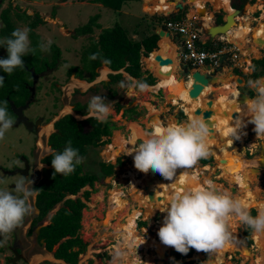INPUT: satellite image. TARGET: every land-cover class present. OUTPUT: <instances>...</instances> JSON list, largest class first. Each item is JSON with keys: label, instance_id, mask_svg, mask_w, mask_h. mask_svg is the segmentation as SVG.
Returning <instances> with one entry per match:
<instances>
[{"label": "rangeland", "instance_id": "1", "mask_svg": "<svg viewBox=\"0 0 264 264\" xmlns=\"http://www.w3.org/2000/svg\"><path fill=\"white\" fill-rule=\"evenodd\" d=\"M73 1H74L73 3H68L67 1H63V0H0V28L3 26V22L1 19V10L3 8L8 7L10 4L15 6L16 8H21L22 10L28 9L27 12L30 11L29 13L31 15L39 11L44 16H48L46 22L39 24L35 28L36 33L40 36V40L37 42V45H39L41 41L45 43L49 39L52 41V44L48 51H41L42 54H41L40 64L42 65H40V68L42 69L45 68L46 66H50L55 69L53 72H50V75L48 77H44L42 79L41 81L42 85L40 86V89L36 94V100L31 106L32 117L42 116L45 119L44 122H47L51 119L47 124H43L41 126L40 128L41 133L43 130H47L48 132H51L53 123L57 118L61 117L63 114H65V112H69V111L73 112L70 103L76 102V100L78 99L83 100V103L87 101L89 103V101L96 96L102 97L103 102L107 104L111 110L109 114V118L106 121H104L105 124L109 122L117 125V127L111 128L112 138H107L111 140L109 144L105 143L97 147L96 146L92 147L93 145H91L90 146L91 148L88 149L89 155L82 157V159L85 162L89 163L84 165L83 173L94 171L95 173L97 172L100 174L99 165L97 164L101 160L106 162H111L114 164L116 163V161L122 160L124 163L123 165H119V163L116 164L115 173L109 177H106L103 183L100 182L95 183L93 189L90 186H86L77 194V196H82L83 192L86 189L93 190L89 198L88 207L87 209L83 210L82 227L80 232H81V237L87 243V247L86 250L82 254H80L78 264H113V258H111V256L110 257L107 256H108V252L112 253L113 256L114 250L116 249L114 245L118 246V244L122 247L124 251L128 253L127 259L126 261H124L125 264H130L129 261L133 259L134 255H137V259L136 258L135 259L138 260L140 264H148V263L189 264L188 262H190L191 259L194 261V264H213L212 263L213 261H215L214 264H216L217 261L216 258L219 253L217 255L216 254L209 255L206 252L197 251L194 248H192L193 250L192 254L188 255V253L187 254L179 253L173 247L168 246L166 248L167 258L163 259L161 257L162 253L158 251V245H159L158 243L161 242L158 236V231L159 228L164 223V217L167 215L165 211H161V210L165 209L166 207L158 205L159 200H157V196H155V199L153 200L156 201L155 209L146 208L144 205H142L144 201L139 202V200H137V195H139L142 192L141 188H143L144 186L139 185V188L135 190L132 180L127 177L129 175L128 170L131 169L130 165L133 164L128 152L129 151L128 147L122 150L124 152L122 154L120 147L117 146V148H119V155L121 154L122 156L114 155L116 158L112 160L109 157H107L108 155L106 153V151L109 149L108 148L109 145L113 144L114 138L118 133H122L123 134L122 136H125V138H130L131 134H133L134 131L132 132V130L130 129L128 125L129 122L136 121L138 123H141L142 127L146 128L148 132L153 130L152 125L150 124L152 121L151 122L147 121L148 120L147 116L148 114L152 113V109H153L152 106H150L151 105L150 103L156 106L159 110H162L163 113L162 120L165 123L171 116L172 117L175 116V118L176 117L181 118V111L179 112V110L181 109H179L178 105H173L170 102L169 100L170 96L166 91L150 90L147 92L144 88V90L137 91V93L134 94V96L132 97V100L135 98L137 100H142V102L137 103L138 104L137 110L140 113L137 115V118L135 120H132L131 117L133 114L128 110L123 115V110H121L119 106L121 104L126 106L129 105L130 107H133V105H131V101L129 102L125 101V98L127 96L126 92L128 87L132 85L135 86V83L137 81L130 78V76L125 75L127 80L131 79V82L126 81L124 83L122 82L119 83L118 84L119 94L114 98H108L107 97L108 90L105 88V85L103 83V81L105 80L107 81L110 80L109 79L110 77L108 76L110 74L109 71L107 70L106 74L104 72L106 69L105 67L107 66L103 67V69L102 68L100 69V67L97 68L98 75L92 81H88L91 78L89 73H91L93 66L91 62L89 61L86 62L87 60L86 61L83 60V53L86 50L89 49L91 58L92 55L97 52L95 50L96 48L100 50L99 46L102 45V40L101 39L99 40V45L97 43L98 39L100 38V34L107 28H111L115 26V24L119 23L120 25H122L127 30V32L135 39H137L135 35H138L139 38H145L146 35L153 34L154 32H152L153 30L151 28L155 25L161 26L162 24H160V21L156 20L154 15L151 16L153 12H150L149 15V14H145V12L142 11L141 0L137 2L134 1L127 2L123 6L122 10H114L110 7L98 3H94L89 0L87 3H80V0H73ZM164 1L165 0H155V2L154 1L151 2L154 3L153 8H155V10L163 12L167 9L166 7H168L166 4H164ZM261 3L263 5L264 0H262ZM192 4L195 5L194 3ZM248 5L246 7L247 10L246 13H248L249 10ZM208 6L210 8L209 11L210 12L214 11L215 16H214V22L208 21L210 20V16L208 17L205 15L203 17V19L205 20L204 24L206 28H208V22H210L209 24L211 26L214 25L219 20L220 17L222 20H224L227 13V11L225 12L224 9H222V11L219 12L220 8H224L221 2L219 3V5H215V8L217 10L214 9V4L212 5L211 2H208ZM190 8H192V6ZM249 11L254 12L255 11L254 6L253 7L251 6ZM53 13H57V17L54 16ZM12 15L18 28L29 29L26 23H24L23 21L19 20L16 17V12L13 9H12ZM257 15L259 16V13H257L256 16ZM96 16H99L97 23H101L103 29L98 26H95V20L92 19ZM61 18L64 20V22L61 20ZM65 20L67 21V25L65 24ZM241 20H243L242 22H244L243 16ZM242 22L239 20L238 24ZM251 22H252V27L255 28L252 29V31L254 30V35L255 34L259 35L260 38L264 39V20L262 19L261 21H256V20L254 21V19H252ZM87 26L92 27L93 29H95L96 32H93L88 36L81 34L75 36L74 34L71 33L72 31L73 32L77 31V29L82 30L84 27ZM247 27H251V26L247 25ZM95 35L98 37V38L96 37L97 40L95 38ZM181 38L183 39L184 37L181 35ZM29 39L32 46L31 36H29ZM237 41L239 43L241 42L239 48L242 49L244 54L248 52L247 48L252 45H255L256 48L260 49L258 47L260 44L256 41L254 42L252 41L250 42V44L248 42H245L243 39H239V40L237 39ZM0 42L3 44L4 40L1 39ZM93 43H95L96 45L92 47L91 44ZM56 46L59 48V54L61 52L60 54L61 56L57 58V60H55V53H54L56 52ZM262 48H264V44L262 45ZM4 52H5V48L0 46V57L4 54ZM261 52L264 53V49H261ZM97 53H99L100 55V52ZM250 53L251 54L249 55V57L244 59V61H247V64H250L253 58H257L260 56V53L259 54L252 52ZM54 60L57 66L55 65L53 66ZM102 60L103 59H101V62ZM242 61H243L242 59H239L237 62L230 60L229 65L232 63H234L235 65L233 64L234 65L233 67L227 66L225 68H237L240 66L241 63H243ZM148 62L150 66L152 62V64L154 65L152 69H154L158 74H160L159 73L160 70L157 69L158 66L157 64L153 63L152 58L149 59ZM75 64L76 65L78 64L81 67V69L77 71L76 74H73L76 68L77 69L80 68V67L78 68V66H75ZM71 68L74 69H72L71 71ZM224 73L225 72H223V74ZM145 75L148 76V73ZM152 75H154V73H152ZM79 76L83 77L84 79L80 78ZM85 78H87L88 80H86ZM53 81L57 82L60 85V90H55L53 88L49 89L48 82H53ZM32 82L35 84V80ZM164 86L166 85L164 84ZM166 87H168V85ZM214 87L216 88V85H214ZM93 88H98L99 89L98 92L94 91ZM237 93L239 96L240 91L238 90ZM206 94L207 93H204L203 95ZM255 94L256 93L254 90L251 96L254 97ZM217 95H219V91L213 93V97ZM173 98H175V96H173ZM7 99H9V96L7 97ZM118 99L121 102L117 101ZM146 102L149 103L146 104ZM147 105L150 108V112H148ZM215 106L216 108H219V104L215 103ZM10 107L12 109L11 102H10ZM87 108H88L87 106L82 107L83 114L85 113L84 115L77 114V118L79 121L83 119L82 117L86 115ZM186 111L188 112V114H191V112L188 109H186ZM117 112H120V114L117 115ZM233 113L234 110L233 112L227 114L233 115ZM134 116L136 115L134 114ZM152 120L154 121V123H156L157 122L156 120L158 119L157 117L154 118L153 116ZM184 120L186 119L184 118ZM64 123L61 122L58 124V126L61 129L65 126H68L65 125ZM224 125L226 129L230 130V121L228 119L225 120ZM77 129L79 130V128ZM253 129H254V124H252V128L245 129L246 131H248L247 134H249L248 141L249 140L255 141L256 143L254 145L252 144L251 145L252 147H248L247 140L243 145H241L240 143L238 144L236 142H235L236 144L235 143L233 144V140H232L233 136L231 137L230 141H228L229 143L228 142L226 143V141L223 140L225 143L221 141L217 145L215 144L214 150L215 152H218L219 155L217 158H219L221 162L222 159H226V161L222 162V164H218L216 159L204 158V159H209L208 164L210 165V167L208 170L203 169L204 167H200V166L198 167V165H206V164H202L203 162L201 161V159L196 163L197 165L195 164L191 168L177 169L176 176L173 178V180H168L164 178L166 181H168V183L174 184L176 186L175 188L176 190L173 188L171 190L178 191L179 189L182 188V186L183 187L188 186L189 188L191 185L190 182L191 177L188 174H191L192 172H194V170L199 168L200 174H202L201 179L202 178L204 179V176L211 177V179L214 180L217 184L219 183L218 185L216 184L218 189L222 191L223 190L230 191L234 196L239 197L247 205L250 214L253 217H255L258 214V211L261 208H264V170L260 174L259 172H257V170H255L256 168L263 169V167L261 166L262 165L261 162L263 161L261 159L264 158V136L258 138L257 134ZM239 136L241 135L239 134ZM32 138L33 136L27 128H25L24 126H17V127H11L6 132L4 139L0 140V189H7L8 191H14L15 188L14 185L16 181L21 179H23L25 181V184L29 187L30 183H32L38 177L37 170L32 175L29 174L28 176H22L21 174L9 175L5 173V170H14L16 169V167L22 166L21 159L18 156L20 153L27 152L29 154L28 151L30 150L31 147V142L33 140ZM140 140L141 139H139L137 143H139ZM237 140H239V138ZM40 144H42V141H40ZM234 149H238L239 152H241L246 159L251 160L250 163L245 164L244 167L247 168L248 171L246 170L242 177H240V174H238L239 172L236 170L235 166L226 164V162L229 161V157H232V155L236 153V150ZM225 165L226 166L229 165L228 169L230 171L228 172L226 170L217 173V171L220 170V168L223 169ZM42 167L43 165L39 166V168ZM204 172L207 174H205ZM182 173H187V174H185L186 178L182 180L180 185V183L176 181L177 178H179ZM141 176L143 175L140 174L139 172L138 179L140 178L143 179ZM234 177H236V180L239 182V184L233 182ZM59 178H62V176L60 175ZM52 179L54 178H49L50 182L54 184V180ZM115 180L119 182L120 181L125 182V184L123 185L125 186V188H122V186H117V185L113 186L112 183ZM128 180H130V183L128 182ZM45 183L46 182H43V184ZM248 185L252 188L251 191L252 194L248 189ZM123 189L125 190L127 196L121 194V191H123ZM155 189L156 188L154 189L152 188L151 191L155 192L156 191ZM116 191L118 193L120 192V197L123 198L124 203L127 204V206L123 204L124 207L122 208L121 211L118 212L115 207L118 201V198L115 199V193H117ZM182 191L184 190H181V192ZM72 198H76V196H73ZM255 204L258 205L255 207L254 206ZM59 206L60 204L57 205L56 209ZM135 209H140L141 212L137 216L136 218L137 222L135 224V228H138L139 230L138 234L140 235V237L141 236L143 237V238L141 237L142 240L138 243L134 239L130 238L128 233L123 232L125 228L121 226L122 224H127L126 221L130 215V212H133V210ZM146 209H148L149 212L148 210L146 211ZM54 210L49 213V215L44 219L43 223L47 224L48 222H50V217L51 214H53ZM145 212H148V214L146 215L147 217L144 216ZM232 219H233L234 228L233 230L230 229V232L232 233V239L236 243L237 247L236 250L234 249L235 251L233 253L231 251L233 247H231V249L226 251L225 255H227L228 253H232V259L228 258L225 264H258V259L264 254V232L257 233L253 236V232H254L253 231L251 236L252 242L246 241L243 238V233L248 227L242 224L237 218L233 217ZM28 226L29 223L20 225L18 233L20 240L23 241V243H25L24 253H26L28 257L29 264H47L43 261L56 263L57 261L54 259L53 255L51 253L46 252L44 247L43 248L38 247L36 249L33 248V244H31V241H33V238L35 236L34 235L26 236V231L28 229ZM10 242L11 239L7 238V240L5 241L3 237H0V264H12L8 262V260L6 259L7 256H10L11 252L9 250H5V245ZM58 245L59 244H57L54 247L55 250L58 248ZM241 246H245L247 249H249L251 253L250 254L242 253L240 251ZM212 256L213 259H211ZM185 258L189 260L186 262ZM138 261H136V264ZM20 264L23 263L20 262Z\"/></svg>", "mask_w": 264, "mask_h": 264}, {"label": "clouds", "instance_id": "2", "mask_svg": "<svg viewBox=\"0 0 264 264\" xmlns=\"http://www.w3.org/2000/svg\"><path fill=\"white\" fill-rule=\"evenodd\" d=\"M230 3L232 5V0ZM148 4L152 5V2L149 1ZM191 6L194 8L193 4L187 2L183 5V9L186 10V8H190ZM206 6L209 11L208 2H206ZM233 8L236 9L235 7ZM222 9L224 8H220L219 12ZM224 11L226 12L225 9ZM152 15L162 24L161 26L155 25L151 28L152 32L158 35L160 29L167 30L165 23L169 17L173 16L172 18H176L173 14L165 16V13L159 11H155ZM198 15L200 16L199 12L195 14V16ZM160 17H163L164 20H161ZM199 22L201 26L205 25L203 18ZM222 22L217 21L215 24ZM203 26L205 34L209 35ZM29 32L30 29L28 28H16L11 32L10 36L4 38L3 46L6 47L8 56L7 58L0 59V69L3 72L12 74L16 68H23L25 61L22 57L29 53H35V49L31 47ZM130 37L134 38L131 35ZM137 39L141 38H138L137 35ZM51 44L52 41L49 39L46 43L41 41L38 47L41 51H48ZM149 55L150 51L146 52L143 50L142 58L143 56L147 58ZM141 64L143 68L142 59ZM147 70L150 72L149 68ZM150 73L152 74L153 72ZM4 79V76H0V86L3 85ZM248 84L250 88L255 90L256 94L254 97L246 100L242 115L247 116L248 122L254 124L253 130L259 138L264 136V82L256 80L249 81ZM162 90L160 88L158 91ZM9 101L11 102L10 98ZM120 106L122 107L123 105ZM110 111L109 106L103 102V98L96 96L89 101L86 115L82 118L104 122L109 118ZM13 124L14 119L8 113L6 102L0 103V140L4 139L6 132ZM243 124L242 119L236 120V127L232 132L235 139L239 138L238 129ZM211 133L212 129L205 119L198 115L191 116L182 124L154 126L152 131L144 134L139 143H136V138L134 137L132 141V145L134 146L133 151L129 154L135 153L133 157L134 166L139 171L147 173L151 170L168 180H173L177 169L191 168L201 158H207L210 155L209 137ZM50 154L52 155L51 163L55 170L54 175L62 174L63 176H67L71 174L75 170L76 165L80 164L82 160L79 156V150L71 146V141L68 142L62 151H50ZM37 194V189L28 187L23 179L16 181L14 191L0 189V237H3L5 241L9 234L23 223L25 216L33 211L30 198H35ZM81 198L87 203V206L84 208L87 209L89 200H86L83 195ZM161 211H165L167 215L164 217V223L158 231L160 241L182 254H187L191 248L206 252L209 255L218 254L223 251L232 241L229 225L233 217L256 233L264 232V208H261L258 214L253 217L247 205L239 197L234 196L230 191L218 189L211 180L205 181L204 186L193 187L183 192H175L167 207ZM127 255L128 253L118 244L113 253V264H118V262L119 264H124ZM60 263L62 264V262Z\"/></svg>", "mask_w": 264, "mask_h": 264}, {"label": "trees", "instance_id": "3", "mask_svg": "<svg viewBox=\"0 0 264 264\" xmlns=\"http://www.w3.org/2000/svg\"><path fill=\"white\" fill-rule=\"evenodd\" d=\"M67 1V0H63ZM83 1V0H80ZM94 3H99L104 6L110 7L114 10H121L123 6L129 1H139V0H89ZM155 0H152V2ZM253 0L252 3H254ZM232 5L235 8H243L242 0H233ZM12 9L16 12V17L26 23L30 29L29 36L32 38V48L35 49V53H29L28 55L22 57L25 61L23 68H16L12 74H7L0 69V76H4V83L0 86V103L6 102L8 113L13 116L14 113L10 107V101L7 99L14 100L16 104L23 103L25 99L29 95V91L26 87V83L28 82V77L31 76V71L29 70L31 67H34L36 71L41 70L39 67L41 63V50L37 45V42L40 40V36L36 33L35 28L39 24L46 22L48 16H44L41 12H36L31 15L27 10H22L21 8H16L12 4L8 7L3 8L1 10V19L3 22V26L0 28V40L5 37L10 36L11 32L18 28L15 23L12 15ZM166 15L173 14L176 18L191 16V13H184L182 9L175 8L173 11L165 12ZM54 16H57V13H53ZM173 17V16H172ZM99 16L94 17L92 20H95V26L101 27L100 23H97ZM161 20H164L163 17H160ZM222 22L221 17L218 20ZM94 29L90 26L84 27L80 30V33L85 35L86 33H93ZM99 40L97 43L99 44ZM102 45L101 49H95L99 53H94L92 58L89 53V49L83 53V60L86 62H91L93 68L91 70L90 76L91 78L88 81H92L98 74L97 68L102 65L101 59L107 61V65L114 70H119L121 68H125V71L128 72L131 76L142 79L147 84H155L156 77L148 72L143 71L141 59L143 50L146 52H152L155 49H159L163 46L162 38L157 34L153 33L147 35L145 38L135 39L130 38L127 30L118 24L111 27L109 30H104L101 33ZM172 46L178 50V42L173 39L171 42ZM92 47L96 45L95 43L91 44ZM0 46L5 48L4 54L0 57V59L7 58L8 53L7 49L0 42ZM222 43H220V48ZM206 47L213 48L212 41H210ZM104 52V54L101 53ZM55 60L59 58L61 52L59 54V48L56 46ZM147 55V53H146ZM90 56V57H89ZM94 57V58H93ZM90 58V59H89ZM53 62V66H57L56 62ZM153 61V59H152ZM154 63V61H153ZM50 64V63H49ZM151 65L152 62H151ZM154 66V65H153ZM251 68L253 72L249 75L248 81H256L261 77H264V56L261 58H253ZM74 68H71V71ZM84 72V71H83ZM148 73L147 77H144V74ZM241 73L240 71L236 72L239 84H243V79L238 75ZM79 74V73H78ZM93 76V77H92ZM110 81L105 84V88L108 90L107 97L114 98L119 94L118 83H124L126 81L131 82V79H126V76L122 72L118 73H110L109 74ZM84 79L83 77H80ZM94 91H98V88H93ZM131 94V89L127 91V96ZM19 98V99H18ZM121 108V106H119ZM191 113V107L187 108ZM133 115L131 117L132 120L137 118V115L140 113L137 110V107L129 110ZM181 111V118H185L183 110ZM188 113V112H187ZM120 112H117L119 115ZM134 114L136 116H134ZM72 124L73 123V120ZM81 130L79 131L75 126V131L78 132L77 136L73 137L72 147L79 150V156H88V149L91 148V145L100 146L105 143H109V140H103L104 135L112 134V127H117L116 124L107 123L105 127L102 126V122H99L95 119H86L85 121L80 122ZM86 124V126H85ZM212 159H216L214 155L211 157ZM203 164H208L209 159H203ZM123 165V161L119 160L115 164L106 161H99L97 165H99L100 174L93 172H85L83 173V167L85 164L82 162L76 165L75 170L67 175L59 178L57 175L56 180H54V184L48 185L49 188H54V192H48L45 194L48 202L42 206L43 214H46L54 205L63 199L67 194H77L81 191L82 188L89 185L91 188H94V185L97 181L104 182V179L108 176H111L115 173L116 164ZM45 184H41V186ZM56 185V186H55ZM93 190H85L83 196L86 200H89ZM44 193H46L44 191ZM66 206L62 207L58 210L53 218V223L46 225L42 229L41 237L45 238L47 243V249L49 251L54 250V247L59 244L58 249L56 250V257L65 260L70 264H78V260L80 254L86 250L87 243L81 237V227H82V216L83 209L87 206V203L81 198L77 197L74 199H67ZM147 214H144L145 217ZM146 222V221H144ZM143 222V223H144ZM252 232L253 230L247 228L243 233V238L246 241L252 242ZM257 234L253 232V236ZM68 237V238H67ZM193 252L192 248L189 250L188 255H191ZM234 252V251H233ZM189 264H193V262H188Z\"/></svg>", "mask_w": 264, "mask_h": 264}, {"label": "bare ground", "instance_id": "4", "mask_svg": "<svg viewBox=\"0 0 264 264\" xmlns=\"http://www.w3.org/2000/svg\"><path fill=\"white\" fill-rule=\"evenodd\" d=\"M148 2L150 0H147ZM231 1V0H230ZM187 2L189 3H194L196 6H197V9L200 7V8H206L205 4L206 2H211L212 4H214V1L213 0H168L166 2V5L167 6H170L171 7V10H174L175 8H180V9H183V5L186 4ZM225 7L227 8L226 11L229 13H233L235 12V9L231 8V4L229 1H225L224 3ZM250 8V5H248V9ZM200 11V9H198ZM207 11V10H206ZM206 16H210L208 14V11L204 14ZM209 27V26H208ZM248 28V27H247ZM232 31V30H231ZM229 32V40L232 41L233 39V33L232 32ZM252 31V28L249 27L248 28V32H251ZM242 34V33H241ZM244 34V33H243ZM246 34V33H245ZM161 38L163 39H167V40H170L171 39V34L170 35H166L164 34L163 36H160ZM257 39V38H256ZM261 40H263L261 43L258 42L262 47V45L264 44V39L263 38H259ZM179 45H180V42H178ZM241 43V42H240ZM250 44V42H249ZM250 50L252 53H257L259 54L260 53V49L256 48L255 45H252L250 46ZM249 50V51H250ZM151 55L147 57V61L149 59L152 58L154 63L157 64V69L159 68H162L161 66L164 64L165 60H167V57L169 56V52L167 50V48L163 45L162 47H160L159 49H155L153 50L152 52H150ZM247 55H249L247 53ZM158 60H156V59ZM248 58V57H247ZM162 59V60H161ZM168 61V60H167ZM152 68L154 67L153 65H151ZM163 69V68H162ZM225 70V69H224ZM161 76V75H160ZM162 78V77H161ZM231 78L233 79H237V75L236 74H231ZM219 77H217L216 79V83L212 84V85H216L217 84V81H218ZM264 79V78H263ZM228 82V81H227ZM261 82H264V80H261ZM192 83H194V79H190L188 81V88L187 89H184L183 90V93L182 95H184V98L187 99L189 102H191L193 99H201L203 96L204 93H207L209 91L212 90V88H207L206 87L204 88V91L203 93L198 97V98H192L190 96V90L192 88ZM230 83V82H229ZM236 83V81L234 82ZM233 83V84H234ZM161 84H165L166 86L169 84H171L169 86V88H171L172 90L176 89V88H185L183 85L184 83H181L179 81H173L171 78H169L168 76H164L163 78V81L161 82ZM231 84V83H230ZM235 85V84H234ZM233 85V86H234ZM222 87V86H221ZM149 89L153 88V87H147ZM156 88V87H154ZM153 90V89H152ZM215 90V89H214ZM224 94L219 96V101H214L213 100V110H214V113L213 115L211 116V120H215V118H219V122L218 120H215V123H214V126L210 127L212 129V133L209 137V145L210 147H214L215 144L217 145L219 142H224L223 140L226 141V143L228 141H230L231 137L233 136L232 135V132L233 130L235 129L236 127V120L237 119H242L244 124L241 128L238 129V133L243 131L245 128H252V123H249L248 122V117L247 116H243L242 115V112H243V109H244V105H245V102H241L239 100V96L236 92V88L235 87H232L230 85H226L224 88ZM175 91V90H174ZM173 91V92H174ZM221 94V93H220ZM170 96L173 97V93L170 92ZM217 98V97H216ZM176 101V100H175ZM202 101V100H201ZM200 102V101H199ZM178 103V102H177ZM215 103L216 104H219V108H216L215 106ZM196 105V104H195ZM194 105V106H195ZM199 105V104H198ZM207 105V103H206ZM204 105V106H206ZM152 112H157L156 110H154V107H152ZM207 109V107H206ZM236 112L238 113V116L237 117H233L232 115H228L227 113H230V112ZM223 111L226 113L225 115H223ZM193 113V112H192ZM158 114V113H157ZM192 115H189V117H191ZM196 116V115H195ZM158 120H156L157 122L155 123L156 126L157 125H160V126H165L164 123L163 125H161V122H160V118H159V115H156L154 116V118H156ZM188 117V119H189ZM228 117V118H227ZM229 120L230 121V130H226L225 127L223 126V123L225 122V120ZM133 122H136V121H132L129 123V125H131L133 127V131H134V135L130 138V139H127L125 138V136H122L123 134L122 133H118L116 135V137L114 138V141H113V144H110L109 145V149L106 151L107 153V157H109L111 160L116 158L115 156H118L119 155V148H116V146H119L120 147V150H124L126 149V147H128L129 149V153L131 151H133V145H132V141H133V138L135 137L137 139L138 135L140 134L141 137L144 136L145 132L143 131L142 127L140 124H137V123H133ZM171 124H177L176 122V118L173 117L171 120H170ZM169 123V122H168ZM167 123V124H168ZM248 132V131H246ZM215 134V135H214ZM225 143V142H224ZM229 143V142H228ZM115 155V156H114ZM130 157H131V160L133 162V164L130 165L131 169L128 170V173L129 175L127 176L128 178H131L132 179V182L134 183V188L135 190H137L139 188V185L141 186H144L143 188H141L142 192L137 195V200H139V202H143L142 205H144L146 208H150V209H155V206H156V201H153L155 199V196H157V200H159L158 202V205L159 206H165L167 207L169 201L171 200V197L172 195L175 193L174 190H170V184L163 178H159L157 173H154L152 172L151 170H149L147 173H144V172H141L139 171L138 169L135 168L134 166V155L135 153L133 152L132 154H129ZM212 154H210L209 156H211ZM214 155L216 157H218V152H215L214 151ZM234 158V157H233ZM204 158H201V160H203ZM236 159V162L238 164H232L230 163V165H233L235 166L236 170L239 172L238 174H240V177L243 176V174L245 173V171L248 169L245 168V164L246 163H250L251 160H245L244 158L242 159V157H240L239 155H236L235 157ZM263 162H261V166L263 167V169H260V168H256L255 170H257V172L262 173L263 170H264V158L261 159ZM197 165V164H196ZM203 167L201 165H198V167ZM205 169V167L203 168ZM202 169V170H203ZM208 168H206V170H208ZM200 170V169H198ZM142 174L143 176H141L143 179H138V174ZM218 173H220L221 171H217ZM205 173V172H204ZM209 176V175H208ZM180 178V177H179ZM241 179V178H240ZM179 180V179H178ZM208 180H211L212 182L215 183V185L217 184L214 180H212L210 177H205L204 176V179L202 178L201 179V176H200V171H198L196 173V175H194L193 177H191V185L189 188H185V190H188L190 188H193V187H201V186H204L205 184V181H208ZM243 181V180H242ZM219 184V183H218ZM217 184V185H218ZM216 185V186H217ZM246 185V184H245ZM152 188H156L155 192L151 191ZM248 189L249 191L251 192L252 191V188L248 185ZM252 194V192H251ZM170 195V196H168ZM168 197V198H167ZM118 198L119 200H121L123 203H124V199L120 197V192L116 193L115 195V199ZM253 201V200H252ZM258 201V200H256ZM116 203V202H115ZM254 204V203H253ZM117 205V204H116ZM258 204H255L254 206L256 207ZM118 210V209H117ZM122 209H120L119 211H121ZM140 209H135L133 210V212L130 213L129 217L127 218V224H122L124 222H122L121 226H123L125 229L123 230L124 232L128 233L129 234V237L134 239L137 243L140 242L142 239L140 237V235L138 234V231L136 230L135 228V224H136V218L137 216L140 214ZM156 213V212H155ZM112 218V217H110ZM231 222H232V219H231ZM230 222V225H229V230H233V224ZM120 226V227H121ZM119 228V227H118ZM120 230V229H118ZM158 251L162 253L161 257L164 259V258H167V251H166V248L168 246L164 245L162 242H159L158 243ZM137 246V245H136ZM232 245H228L223 251H221L218 256H217V261H216V264H222V262L224 261L225 259V252L228 248H230ZM233 247V246H232ZM132 250V249H131ZM241 252L244 253V254H250L251 252L249 251V249H247L245 246H241ZM136 254V253H135ZM134 255V254H133ZM134 258L137 259V255H134L133 256ZM139 259V258H138ZM211 259H213V256L211 257ZM189 259L185 258V261H188ZM264 262V254L259 258V264H263ZM226 263V262H225ZM148 264H151V263H148Z\"/></svg>", "mask_w": 264, "mask_h": 264}, {"label": "crops", "instance_id": "5", "mask_svg": "<svg viewBox=\"0 0 264 264\" xmlns=\"http://www.w3.org/2000/svg\"><path fill=\"white\" fill-rule=\"evenodd\" d=\"M140 1V0H139ZM142 1V0H141ZM150 1H152V0H150ZM168 0H165L164 1V4H166V2H167ZM214 1V9H216L215 8V5H219V3L221 2L222 3V5L224 6V8H226L225 7V5H224V3H225V1H229L230 2V0H213ZM67 2L68 3H73L74 1L73 0H67ZM88 2V0H83V1H80V3H87ZM130 2V1H129ZM134 2H137V1H134ZM155 2V1H154ZM253 2V0H249V5H250V7L252 6H254V9H255V11L253 12V11H249L250 10V8H249V10H248V13H245L244 15H243V19H244V22H242L243 20H241V18H242V16H239V19H238V22H239V20L242 22V23H239L238 25H237V27H235L234 29H232V33H233V39H232V41L233 40H236L237 41V39L239 40V39H243L245 42H254V39H256V38H260V36L259 35H254V30L253 31H251V32H248V28H247V25H249V26H251V28L252 29H255L254 27H252V19H256V18H258V17H260L261 19H260V21L263 19L264 20V13H261L260 11H258V9H260V7H262V6H264V3H263V5H262V0H255L254 1V3H252ZM256 2V3H255ZM99 4V3H98ZM153 4L154 3H152V5H149L148 6V10L150 11V12H155V11H158V10H155V8H153L154 6H153ZM192 4V3H191ZM102 5V4H101ZM144 5H145V2L144 1H142V3H141V6H142V11H144L145 12V14H149L150 15V13H146V10H145V8H144ZM213 5V4H212ZM206 6V5H205ZM232 6V5H231ZM194 8H186V10H184V9H182L183 10V12L186 14V13H191V16H186V17H188L189 19H192V18H194V16H195V14L197 13V12H200L198 9H197V6H193ZM167 9L165 10V11H163L164 13L165 12H168V11H173V10H171V7L170 6H168V7H166ZM227 9V8H226ZM225 9V10H226ZM122 10V9H121ZM217 10V9H216ZM197 11V12H196ZM208 11V10H207ZM206 11V12H207ZM159 12H161V11H159ZM230 12H232V11H230ZM229 12V13H230ZM246 12H247V10H246ZM229 13H227V14H229ZM257 13H259V16L257 15L256 16V14ZM208 14L210 15V20H208V21H210V22H213L214 21V16H215V13H214V11H208ZM151 16H153V15H151ZM205 16V15H204ZM203 16V17H204ZM57 17V16H56ZM61 20L64 22V20L61 18ZM60 20V21H61ZM61 21V22H62ZM255 21V20H254ZM210 22H208V26H210ZM259 23V22H258ZM65 24L67 25V21L65 20ZM101 24V23H100ZM100 28H102L103 29V26H102V24H101V27ZM97 29H99V28H97ZM110 28H107L106 30H109ZM69 31H71V30H69ZM247 31V32H246ZM93 32H96L95 31V29H94V31ZM157 32V31H156ZM72 34H74L75 36H77L78 34L80 35L81 33H80V29H77V31H75V32H71ZM242 33V34H241ZM244 33V34H243ZM246 33V34H245ZM72 34H71V36H72ZM129 34V33H128ZM204 34H205V32H204ZM250 34V35H249ZM66 35V34H65ZM81 35H83V34H81ZM93 35V34H92ZM150 35V34H149ZM129 36H130V34H129ZM136 37H137V35H135ZM147 36V35H146ZM145 36V37H146ZM97 36L95 35V38H96ZM203 37H205V35H203ZM98 38V37H97ZM97 38H96V40H97ZM100 38H101V34H100ZM138 38H139V36H138ZM245 38V39H244ZM251 38V39H250ZM173 39H175V40H177V38H176V36H174L173 34H171V39L170 40H167V39H163L162 38V43H163V45L167 48V50H168V52H169V56L167 57V60H165V62H164V64L161 66L162 68H159V73L161 74V76H160V74H158L154 69H152V66H150V64H149V62L147 61V58H146V56H143V58H142V63H143V71H145L146 72V70L149 68L153 73H154V75H156L155 77H156V80H158L157 82H156V84H154V85H146L145 86V90L148 92V91H158L160 88L161 89H163L162 91H166L168 94H169V96H170V92H172L173 93V96H175V98H176V101H175V98H173L172 96H170V102L172 103V104H174V105H178V107H179V109H183L184 110V113L187 115V118L189 117V115H192V116H195L196 114H195V110H196V108L198 107V106H204V105H206V102L210 99V97H212V99L214 100V101H219V96H221V95H223L224 94V90H223V88L226 86V85H230V86H232V87H235L236 88V92L239 90L238 89V86H239V79H238V76H237V79L235 80V79H233V78H231V74H236V72H238V71H240L241 73H238V75L240 76V77H242L243 78V84L245 85L244 87L246 88V90L247 89H251L250 87H249V84H248V77H249V75L253 72V69L251 68V65H252V60H251V62H250V64H247V61H244V59L245 58H247V57H249V55L251 54L250 52H251V50H250V46L247 48V50H248V54L249 55H247V53L246 54H244L243 53V51H242V49H240V52H239V57H240V59H242L243 61V63H241L240 64V68L239 67H237V68H225V70H224V74L223 73H221L218 77H219V79H218V81H217V84H216V88L214 87V85H212V84H209L208 86H206V89L207 88H212V90L210 91V92H208V94H206V95H202L203 97L201 98V99H193L191 102H189L187 99H185L184 98V95H182V93H183V90L184 89H187L188 88V81L190 80V79H192V78H190L189 80H187V82H184L183 81V79L181 80H179V78H178V71H179V68H180V59L178 58V53H177V49L176 48H174L173 46H172V41H173ZM177 42H179L178 40H177ZM237 45H238V47L240 46V43L237 41ZM99 45V44H98ZM178 47H180V45H179V43H178ZM259 48L261 47V46H258ZM99 48L101 49V46H99ZM250 50V51H249ZM101 53L102 54H104V52L103 51H101ZM150 55H151V53H150ZM149 55V56H150ZM264 56V53H262L261 52V48H260V56L259 57H257V58H261V57H263ZM145 58H146V60H145ZM154 58V57H153ZM156 59V58H155ZM156 60H158V59H156ZM162 60V59H161ZM146 61V62H145ZM106 63H107V61H106ZM147 64V65H146ZM75 66H78V68L80 67L78 64L76 65L75 64ZM105 66H107L106 64H105V60H102V65L100 66V69L102 68L103 69V67H105ZM206 67L207 66H203V67H201V68H203V70L204 69H206ZM231 67H233V65L231 66ZM99 68V67H98ZM106 69H105V74H106V71L108 70L109 71V73H113V72H122L123 74H125V75H127V76H130L126 71H125V68H121V69H119V70H113L111 67H109V66H107V67H105ZM81 69V67L79 68V69H77L76 68V70L73 72V74H76L77 73V71H79ZM231 69V70H230ZM150 71V72H151ZM251 72V73H250ZM147 74V73H146ZM90 75V74H89ZM108 75V74H107ZM106 75V76H107ZM237 75V74H236ZM109 76V75H108ZM147 75H145L144 74V77H146ZM164 76H168L169 78H171L173 81H179V82H181V83H184V87L185 88H176V89H174V90H172L171 88H169V86L171 85H169L168 84V87H166V86H164V84H161V82L163 81V78H164ZM162 77V78H161ZM130 78H132L131 76H130ZM110 79V78H109ZM132 79H134V80H136L137 81V79L136 78H132ZM264 80L263 79V77H261V78H259L258 80ZM84 81V80H83ZM103 81V80H102ZM110 80H105V82L106 83H108ZM228 81V82H227ZM236 81V83H234ZM104 82V81H103ZM231 84H230V83ZM235 85H234V84ZM119 84V83H118ZM193 84V83H192ZM234 85V86H233ZM118 86V85H117ZM135 86H137V87H135ZM135 86H130V87H128V89H127V91L128 90H130L131 89V94L129 95V96H126V98H125V101H127V102H129V101H131V105H133V107L134 106H136L137 105V103H139V102H142V100H137L136 98L135 99H133L132 100V97L134 96V94H136L137 93V91H141V90H144V87L143 86H140L139 84H138V82H136L135 83ZM222 86V87H221ZM96 87V86H95ZM147 87H153V88H151V89H149V88H147ZM154 87H156V88H154ZM119 88V87H118ZM153 89V90H152ZM215 89V90H214ZM219 91V95H217V96H215V97H213V93L214 92H217V91ZM174 91V92H173ZM98 92V91H97ZM127 93V92H126ZM221 93V94H220ZM238 94V93H237ZM217 97V98H216ZM250 97H252V96H250ZM202 100V101H201ZM117 101H120L119 99L117 100ZM200 101V102H199ZM121 102V101H120ZM119 102V103H120ZM178 102V103H177ZM184 102V103H183ZM147 103H149V102H146V104ZM151 105L150 106H152V107H154V110H156L157 112H152V113H150V114H148V115H151V120L150 121H148V122H151L150 124L152 125V129L154 128V126H156L155 125V123H154V121L152 120V117L153 116H156V115H160L161 116V118H160V116H159V118H160V122H161V124H163L164 123V125L166 126V125H169V124H171V122H170V120L173 118L172 116L167 120V122L165 123L162 119V110H159L156 106H154L152 103H150ZM196 104V105H195ZM199 104V105H198ZM195 105V106H194ZM148 106V105H147ZM189 107H191V111L193 112V113H191V114H188L187 113V111H186V109L187 108H189ZM148 112H150V108H149V106H148ZM179 112H180V110H179ZM158 113V114H157ZM162 114V115H161ZM197 116V115H196ZM198 116H200L201 118H203V115H198ZM215 120H218V122H219V118H215ZM163 122V123H162ZM169 122V123H168ZM130 123V122H129ZM134 123H137V124H140L141 126H142V124L141 123H138V122H134ZM168 123V124H167ZM224 124H225V122H224ZM223 124V126L225 127V125ZM231 124V123H230ZM129 125V124H128ZM129 127H130V129L132 130V132H133V128H132V126L131 125H129ZM144 130H145V132L147 133L148 131H147V129L146 128H143ZM226 129V128H225ZM245 129H248V128H245ZM243 130L242 132H239V134L241 135V136H239V140H237L236 139V141H235V137L233 136L232 137V140H233V144L236 142V143H240L241 145H243L244 143H245V141L247 140V145H248V147H252L251 145L253 144H256L255 143V141H248V136H249V134H247L248 132H246V130ZM226 130H228V129H226ZM134 133V132H133ZM132 135V134H131ZM130 138H131V136H130ZM130 138H128V139H130ZM143 137H141V138H139V139H142ZM138 139V140H139ZM138 140H137V142H138ZM235 143V144H236ZM233 146V145H232ZM117 147V146H116ZM236 148H238V147H236ZM234 150H236V153L235 154H233L232 155V157H229V161H227L226 162V164H230V163H234V164H238L237 162H236V159H235V157H236V154H238L240 157H242V159L244 158L245 160H249V159H246L245 157H244V155L241 153V152H239V150L238 149H234ZM214 147H210V153H212V155L214 154ZM211 155V156H212ZM230 155V154H229ZM210 156H208L207 158H209ZM234 157V158H233ZM216 158V161L218 162V164H222V162H221V160L219 159V158H217V157H215ZM202 161V160H201ZM203 164V163H202ZM223 164H225V163H223ZM201 166H203V167H205V170H206V168H208V167H210V165L209 164H206V165H201ZM229 166V165H228ZM228 166H226L225 165V167L222 169V168H220V171L222 172V171H230L229 169H228ZM256 168V167H255ZM254 168V169H255ZM199 168H197L196 170H194V172H192L191 174H188L190 177H193L194 175H196V173L198 172V171H200V170H198ZM201 173H203V172H201ZM218 173V172H217ZM185 174H187V173H182L181 175H180V178H177V181L176 182H178V183H180V185H181V182H182V180H184V178H186V176H185ZM205 174H207V173H205ZM202 174H200V176H201ZM183 178V179H182ZM211 178V177H210ZM131 179V178H130ZM179 179V180H178ZM132 180V179H131ZM168 182V181H167ZM233 182L234 183H238L239 184V182L236 180V177H234V180H233ZM134 184V183H133ZM170 184V190L173 188V189H175L176 188V186L174 185V184H171V183H169ZM180 188V187H179ZM184 188H188V186L187 187H183L182 186V188L181 189H179L178 191H174V192H181V190H184ZM176 190V189H175ZM117 192V191H116ZM183 192V191H182ZM115 195H116V193H115ZM125 206H127V204H125V203H123L121 200H119L118 199V201H117V205L115 206L116 207V209H118L117 210V212L120 210V209H122L123 207H124V205ZM148 209H146V211H147ZM148 212H149V210H148ZM148 212H145V214H148ZM131 213V212H130ZM232 224H233V219H232V222H231ZM136 230L137 231H139L138 230V228H136ZM124 232V231H123ZM142 237V236H141ZM143 238V237H142ZM241 244V243H240ZM230 245H232L233 246V249L232 250H234V249H236V243L233 241V239H232V241L230 242ZM115 246V248L117 247V245H114ZM231 246V247H232ZM231 247L230 248H228L227 250H229V249H231ZM226 250V251H227ZM231 250V251H232ZM226 253V252H225ZM111 256V258H113V256H112V253H110V252H108V256L107 257H110ZM230 257H232V255L230 256ZM57 262H62L63 264H68V263H66V262H64V261H62V260H58V259H56V258H54ZM136 261H138V260H136L134 257H133V259L131 260V261H129L130 262V264H136ZM187 262V261H186ZM139 263V261L137 262V264ZM125 264V263H124ZM140 264V263H139ZM224 264V263H223ZM258 264H259V259H258Z\"/></svg>", "mask_w": 264, "mask_h": 264}, {"label": "flooded vegetation", "instance_id": "6", "mask_svg": "<svg viewBox=\"0 0 264 264\" xmlns=\"http://www.w3.org/2000/svg\"><path fill=\"white\" fill-rule=\"evenodd\" d=\"M231 8H233V7L231 6ZM224 9H226V8H224ZM29 70L31 71V76L28 77V82L26 83V87L29 91V95L23 103H20L17 105L18 106H25L27 102H30L28 107L24 109V114L27 115L29 117V119L33 122V129L31 131L29 130L33 136V138H32L33 140L31 142L30 150L28 151L29 154L27 152L19 154L18 157L21 159L22 166L16 167V169L26 168L28 166L29 167V174H31V175L37 170L38 177L32 183H30L29 187L37 189L38 194L35 198H30V202L32 204L33 211L29 215L25 216L24 221L21 225H24L25 223H29L28 229L26 231V236H31V235L35 236L33 238V241H31V244H33L34 249H36L38 247H41V248L44 247L46 252L51 253L54 258L59 260L61 258L56 257V250L58 248L56 250L54 249L52 251H49L47 249L46 240H45V238L41 237L42 229L46 225L53 223V218H54L55 214L58 212V210L61 209L62 207L66 206V204H65L66 200L67 199H74L72 197L77 196L78 193L77 194H69V195L67 194L63 199H61L59 202H57L54 205V207L51 208L46 214H43L42 206L48 202L47 198L44 199V197H46L45 194L49 195L48 192H54L55 191L54 188L48 187V185L50 186L52 184L50 182L49 178H54L52 180H56L57 175H59V176L61 175L63 177L62 174L54 175L55 170H54L52 163H51L52 155L50 154V151L51 152L62 151L63 148L67 146L69 141H71V145H72V143H73L72 139H73V137L77 136V133H78L75 131V126L77 125L78 128L81 130L82 125L80 124V122L85 120V119H81L79 121L77 118V114L78 115H84L85 113L83 114L82 107L83 106L88 107L89 103H88V101L83 103V100H81V99L76 100V102L70 103L73 112H70V111L65 112V114H63L61 117L57 118L53 123V127L51 129V132H48L47 130H43L41 133V129H40L41 126L43 124H47L51 119L47 122H44L45 119L42 116L32 117L31 116V106L33 105L34 101L36 100V94H37L38 90L40 89V86L42 85V82H41L42 79L44 77H48L50 75V72H53L55 69L50 67V66H46L45 68H42L39 71H36V69L34 67H31ZM33 72H36L38 77H39L37 83H35V84L32 82V81H34ZM48 85H49V89L53 88L55 90H60V85L55 81L48 82ZM15 104H16V102H15ZM12 111H13V109H12ZM13 113H14V115L12 117H13L14 122H15L17 119V115L15 114L14 111H13ZM38 120H40V122ZM71 120H73L74 124H72ZM61 122L62 123L65 122L64 124L68 125V126H65L61 129L58 126V124ZM21 126H24V125L22 124ZM85 126H86V124H85ZM24 127L27 128L26 126H24ZM142 129H143V127H142ZM143 131L145 132L144 129H143ZM133 135H134V133L131 135V137ZM111 136H112V134L111 135H104L103 139L112 138ZM139 138H141L140 134L138 135V137L136 139V143H137V140ZM40 141H42V144H40ZM82 157H85V156H81V158ZM81 162H82V164H89L88 162H85L83 159L81 160ZM40 165H43V167L39 168ZM43 182H46L45 186L44 185L41 186V184ZM44 191L46 193H44ZM59 204H60V206L56 209L57 205H59ZM54 209H56V210H54ZM53 210H54V212H53V214H51L50 222H48L47 224L43 223L44 219ZM37 211H39V212H37ZM36 212H37V214H36ZM27 217H28V219H27ZM40 223L43 224V226L39 225ZM18 230H19V227H17L8 236V239H11V242L7 243L5 245V250H9L11 252V254H10V256H7L6 259L8 260V262H10V260H12L14 258L17 259L19 257L15 263H13V262H10V263H12V264H18L19 263L20 264V262H21L23 264H29L28 257L26 255V253H24V244L25 243H23V241L20 240ZM58 247H59V245H58ZM14 248H16L19 251V256H17V254L13 251ZM235 250H232V253ZM232 253H228L227 255H225V259L222 262V264L223 263L225 264V262H227L228 258L232 259V257H230L232 255ZM43 262H45L47 264H58V263H60V262L51 263L49 261H43ZM190 262H193V264H194L193 260H191ZM214 262L215 261H213L212 263L214 264Z\"/></svg>", "mask_w": 264, "mask_h": 264}, {"label": "water", "instance_id": "7", "mask_svg": "<svg viewBox=\"0 0 264 264\" xmlns=\"http://www.w3.org/2000/svg\"><path fill=\"white\" fill-rule=\"evenodd\" d=\"M142 1L145 2L144 8H145L146 12L149 13L150 11L148 10V6H149L148 1L147 0H142ZM242 2H243V8H236L235 12L227 14L222 23H217L215 25H211L208 28H206L205 25L204 26L202 25L203 27H205L206 32L212 38H215L219 35H228L229 32L233 28H235L236 25L238 24L236 17L237 16H243L246 13L247 5L250 4L249 0H242ZM198 9H200L199 14L201 16H203L206 13V10H208V7L207 6H206V8H200L199 7ZM153 13H155V12H153ZM168 15H170V14H168ZM165 16H167L166 13H165ZM158 32H159L160 36H163L164 34H166V35L171 34L169 31H167L165 29H160ZM88 35H89V33L85 34V36H88ZM233 41L236 45L238 44L236 40H233ZM254 41L261 43L263 40L257 38V39H254ZM227 62H228V54L225 53V54L220 56L218 66H212L211 64H208L206 69H204V70H203V68H193L192 66H190L189 64H186V63H180V68L178 71V78H179V80L183 79L184 82H187V80H189L190 78H193L194 83H193L192 88L190 90V96L192 98H198L203 93L204 88L206 86H208L209 84H214L216 82L217 77L221 73L224 72V69L227 66ZM105 64H106V61H105ZM113 73H115V72H113ZM33 75H34L35 83H37L39 77L36 74V72H33ZM137 82L140 86H143L144 88L146 85H149V84L145 83L140 78L137 79ZM244 86H245L244 84H239V86H238V89L240 91L239 100L241 102H244L248 98H251L250 96H251L252 92L254 91L253 88L246 90V88ZM206 103H207L206 106H198L195 110V114L196 115H203V119H205L206 122L209 124V126L212 127V126H214V123H215V120H211V116L214 113L212 97H210V99ZM29 104H30V102H27L25 106H17L13 101H11L12 109L15 112V114L17 115V119L14 122L12 127H17L21 124H24L25 126H27V128L29 130L33 129V122L24 114V109L27 108ZM136 106H134V107H136ZM134 107H130L129 105L128 106L123 105L121 107V110H123V114H124L125 112H127L128 110H130ZM206 107H207V109H206ZM225 114L226 113L223 111V115H225ZM232 116L237 117L238 113L234 112ZM147 117H148L147 121H150L151 115H148ZM185 119L186 120L181 119L179 117H176V122H177V124H182L188 120V118H185ZM38 121L40 122V120H38ZM106 124H105V122H103L102 126L105 127ZM121 153H122V151H121ZM119 156H122V155L120 154ZM225 161H226V159H222V162H225ZM5 173L9 174V175L21 174L23 176H28L29 175V167L27 166L26 168H18V169H14V170H5ZM157 175L159 178H163V176H161L159 173H157ZM39 225L43 226V224H41V223ZM13 251L17 254V256H19V251L16 248H14ZM17 259L14 258V259L10 260V262L15 263ZM62 261H64V260H62Z\"/></svg>", "mask_w": 264, "mask_h": 264}, {"label": "built area", "instance_id": "8", "mask_svg": "<svg viewBox=\"0 0 264 264\" xmlns=\"http://www.w3.org/2000/svg\"><path fill=\"white\" fill-rule=\"evenodd\" d=\"M258 11L264 13V6L260 7ZM201 18H203L201 15L194 16L192 19L187 17H169L168 21L165 23L167 30L176 36L177 40L180 42V47L177 50L180 62L189 64L193 68H201L208 64L218 66L220 56L227 53V66H232L234 63L229 65V61L237 62L240 59V48L234 43V41L229 40V34L219 35L216 38L204 34V30L199 22ZM238 19L239 17H237V20ZM260 19L261 18L258 17L254 20L260 21ZM181 35L184 37L183 39L181 38ZM203 35H205V37H203ZM210 41H212L213 48L206 47ZM220 43H222V46L218 48ZM128 182L130 183V180H128ZM112 184L113 186L117 185L125 188V186H123L125 182L115 180ZM121 194L127 196L124 189L121 191Z\"/></svg>", "mask_w": 264, "mask_h": 264}]
</instances>
